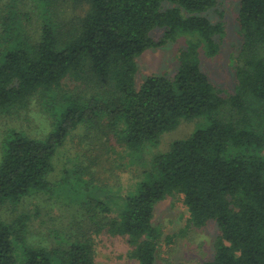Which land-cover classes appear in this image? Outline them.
Listing matches in <instances>:
<instances>
[{
	"label": "trees",
	"instance_id": "obj_1",
	"mask_svg": "<svg viewBox=\"0 0 264 264\" xmlns=\"http://www.w3.org/2000/svg\"><path fill=\"white\" fill-rule=\"evenodd\" d=\"M35 1L9 0L0 9V119L37 110L49 130L39 138L4 135L0 211L54 190L59 150L82 128L103 131L112 157L113 140L130 155L159 144L183 121L205 117L207 124L154 158L148 180L121 195L117 216L100 194L112 187L103 170H93L99 159L87 165L77 156L59 183L89 194L80 209L93 230L74 241L54 234L58 246L48 248L31 242L28 215L0 218V264H101L92 234L102 232L128 238L137 264H157L156 206L175 195L193 227L215 221L221 232L215 258L201 264H264V0H241L237 84L228 98L201 61L217 56L224 42V24L202 15L217 0H71L87 5L83 15L65 27L46 20L33 30ZM157 28L164 30L159 43L151 35ZM180 36L190 39L174 78L152 75L138 86L137 59Z\"/></svg>",
	"mask_w": 264,
	"mask_h": 264
},
{
	"label": "rangeland",
	"instance_id": "obj_2",
	"mask_svg": "<svg viewBox=\"0 0 264 264\" xmlns=\"http://www.w3.org/2000/svg\"><path fill=\"white\" fill-rule=\"evenodd\" d=\"M240 3L241 0H217L214 9L202 14L213 23H223L225 27L226 34L221 52L213 58H206L204 55L201 58L203 70L224 98L235 93L237 84L235 59L242 45L238 25ZM8 6L9 0H0V9H8ZM169 7H172V4L166 3L165 8ZM87 8V5L76 4L71 0H36L32 29H38L46 20L59 27H65L79 15H83ZM151 35L154 41L159 43L164 30L157 28ZM189 39L188 36H180L175 42L151 48L139 57L138 86L152 75L174 78L179 67V51L187 46ZM23 117L24 115L0 119V159L4 135L9 136L12 131H17L39 138L49 130L48 122L37 110H33L27 118ZM206 124L205 117L183 121L176 130L163 134L159 144L146 145L142 151L131 152L130 155L127 150L115 145L113 140V158L109 156V151L103 148L107 144L110 145L103 131L82 128L73 133L59 150L55 171L50 176L53 184H58L54 190L26 198L17 210L9 207L3 209L0 211V218L28 215L31 218V242L48 248L58 246L54 239V234L57 233L71 238L72 241L81 239L94 228L86 210L80 209V205L86 204L89 194L84 190H75L74 183L71 188H64L59 183L63 178L64 169L70 166L77 156L84 155L87 165L91 164L88 160L94 157L99 159L100 166H93V170H103L99 175L106 178L112 187L111 190H102L100 194L104 195L102 198L106 203L113 205V214L117 216L121 211V195L134 194L139 190L140 184L148 180L154 158L167 152L173 142L188 138L191 133ZM111 158L113 164H108L107 159ZM112 190L114 192H111ZM94 196L96 195L91 197ZM103 217L105 216L100 219L104 220ZM189 218V212L180 195L168 196L157 204L153 223L162 234L157 264H201L215 258L217 239L221 235L217 223L210 221L203 228H195L189 223ZM92 238L99 263L137 264L129 257L131 248L128 238L112 237L107 232L92 234Z\"/></svg>",
	"mask_w": 264,
	"mask_h": 264
}]
</instances>
